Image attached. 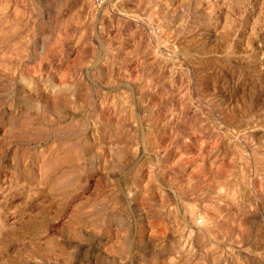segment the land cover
<instances>
[{
  "label": "rangeland",
  "instance_id": "374dc122",
  "mask_svg": "<svg viewBox=\"0 0 264 264\" xmlns=\"http://www.w3.org/2000/svg\"><path fill=\"white\" fill-rule=\"evenodd\" d=\"M0 264H264V0H0Z\"/></svg>",
  "mask_w": 264,
  "mask_h": 264
},
{
  "label": "built area",
  "instance_id": "2783aa9c",
  "mask_svg": "<svg viewBox=\"0 0 264 264\" xmlns=\"http://www.w3.org/2000/svg\"><path fill=\"white\" fill-rule=\"evenodd\" d=\"M197 223H198V224H201V223H202V219L199 218V219L197 220Z\"/></svg>",
  "mask_w": 264,
  "mask_h": 264
},
{
  "label": "bare ground",
  "instance_id": "6f19581e",
  "mask_svg": "<svg viewBox=\"0 0 264 264\" xmlns=\"http://www.w3.org/2000/svg\"><path fill=\"white\" fill-rule=\"evenodd\" d=\"M230 161V160H229ZM240 200V199H239Z\"/></svg>",
  "mask_w": 264,
  "mask_h": 264
}]
</instances>
